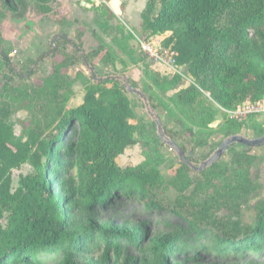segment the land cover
I'll return each instance as SVG.
<instances>
[{
  "label": "trees",
  "instance_id": "trees-1",
  "mask_svg": "<svg viewBox=\"0 0 264 264\" xmlns=\"http://www.w3.org/2000/svg\"><path fill=\"white\" fill-rule=\"evenodd\" d=\"M110 1L104 0L98 7L99 25L106 31L114 30L110 21L117 16L108 5ZM33 2L40 13L54 10L53 0ZM2 5L0 20L6 12L24 18L29 10V0H2ZM141 20L144 31L173 32L166 44H174L177 63L193 78L189 86L176 90L180 75L169 77L149 66L144 69L149 82L143 91L151 94L153 107H161L181 127L177 133L164 126L166 133L173 139L186 133L197 146L205 147L218 134L241 132L245 120L230 118L228 111L246 101L264 99V0H147ZM117 29L126 50L133 35L122 27ZM56 39L51 55L64 52L67 45L73 48L63 60L54 62L45 80L58 105L53 119L60 132L46 134L40 122L25 126L17 135L8 120L9 108L0 105V264H81V258L86 259L85 264H200L204 256L221 263L262 259L264 199L257 203L250 222L242 212L257 189L252 179L257 156L236 149L230 166L220 159L200 171L204 177L199 181L191 177L193 169L181 163L178 174L167 180L161 170L164 143L156 124L151 119L134 122L137 111L118 80L102 78L92 86V77L84 78L83 101L65 108L68 97L61 99V91L69 83L66 70L79 61L87 66L91 61L81 44L67 35ZM100 55L105 64L117 62L115 51L105 40L91 53L93 58ZM9 56L0 34V69L9 72L4 78L16 75L25 79ZM201 89L208 91L211 99ZM219 112L223 122L212 127ZM256 115L251 113L248 118L253 132L260 136L264 123L256 120ZM69 127L64 150L63 138ZM134 144H140L143 161L121 167L118 157ZM25 164L35 171L20 174L15 187L13 173ZM169 183L180 195L167 209L181 217V223L174 226L168 221L165 230L148 240L140 256L129 254L130 248L145 240L148 223L102 222L96 211L122 201L137 202L145 211L163 215L166 207L158 193ZM192 184L194 192L206 191V197L196 200L194 192L185 195ZM222 210L227 212L221 216Z\"/></svg>",
  "mask_w": 264,
  "mask_h": 264
},
{
  "label": "rangeland",
  "instance_id": "rangeland-1",
  "mask_svg": "<svg viewBox=\"0 0 264 264\" xmlns=\"http://www.w3.org/2000/svg\"><path fill=\"white\" fill-rule=\"evenodd\" d=\"M146 2L147 0H113L108 2L110 8L117 15L116 18L110 21L114 26V30L110 31L103 30L98 20L101 18V11L98 7L104 3V0H53L52 5L54 10L50 14H43L36 11L33 0H29V10L24 18H15L9 12H6V17L0 20V34L4 38L5 46L10 50L9 57L12 66L24 74L26 78L23 79L16 75H11V79H5L4 75L9 74V72L6 69H0V105L4 104L9 108L8 120L14 126L17 135L22 133L25 126L35 125L40 122L46 134L52 135L60 132L59 128H57V121L53 119L55 106L58 105L56 100L51 98L48 91L49 88L45 86V80L50 76L54 62L63 60L68 53L73 52L71 45H67L65 46L66 50L64 52H58L55 56L51 55L50 49L52 47L56 48L58 44L56 37L61 34H65L73 42L81 44L83 52L88 56L91 64L95 68L94 77L91 76L88 66L82 61L71 65L66 70L69 75V83L61 91V99H66V96L68 97L65 108L75 107L83 101L86 90L84 78L88 79L92 77L90 85L96 86V83L99 81L96 77L102 79L109 76L124 75L129 79L132 86L144 90L146 82H149L144 76L146 66L162 74L168 72L162 65L148 59L141 52L133 38L128 40L126 50L124 44L118 40L120 34L117 27H122L126 33L131 32V29L140 33H149V31H144L141 26V11ZM159 9L160 3L158 2L156 12ZM2 10V0H0V12ZM102 40L108 42L116 53L117 62L114 65L103 63L101 61L102 55L96 58L91 56L92 51ZM130 51L133 53H130ZM131 54L135 58H138L139 61L134 62ZM40 56H43V59ZM183 72L184 78H182L176 90L185 88L193 82V78L188 74L186 67H183ZM118 81L124 86L123 79H118ZM176 90L170 91L169 94H172ZM202 91L211 99L208 91ZM127 93L134 109L137 111V118L134 122L140 119H151V115L142 98L138 94L128 90ZM144 93L148 98L151 96L150 93ZM149 100L152 104L150 98ZM154 108L162 118L164 126L172 128L173 132L179 133L181 127L169 118L161 107L156 106ZM255 118L259 122L264 123V112H258ZM216 121H219L218 125L223 122L222 113L219 112L217 114ZM243 123L244 127L240 132L241 134L249 137L257 136L251 128L252 121L250 118L243 121ZM70 129L71 127L64 134L62 143V149L64 150L67 147ZM224 137L226 136L216 135L210 141V145L205 147L197 146L186 133L176 134L174 139L184 148L187 155L189 151L193 153V157H190V159L194 166H199L205 160L203 157L205 155L209 156L214 152ZM236 149H246V147L243 144H235L230 151L228 150L222 156L221 161L230 166L231 157ZM248 151L257 156V160L252 166V179L257 184V189L252 192L248 202L242 207V212L245 213V219L250 222L255 214L257 203L264 199V145L248 148ZM163 155L165 162L161 170L165 178L170 180L178 174L181 163L179 162V156L176 151L167 143L163 144ZM143 159L144 156L140 144H134L128 146L125 152L118 157V163L121 167L134 166L141 163ZM34 171L35 169L29 164L23 165L20 170H15L13 173L14 186L16 187L18 185L20 174L26 175ZM190 175L196 178L197 181L202 180L204 177L200 171L197 172L194 169L190 172ZM194 188L195 184H192L184 194L190 196L194 192ZM179 195V190L171 183L159 191L158 197L166 207L163 215L157 216L153 212H147L137 202L124 203L122 201L113 203L106 208L98 209L95 215L97 220L102 222L111 221L117 224L130 223L133 225L143 221L147 222L148 234L145 240L138 247L129 249V254L140 256L146 250L148 240L155 233L165 230L168 221H171L174 226H178L181 223L182 218L170 213L167 209L174 206L175 200ZM206 195V191H203V193L202 191L200 193L197 191L194 192V198L196 200L202 197L205 198ZM185 203L191 207L188 200ZM226 212V210H222L220 211V215L222 216ZM77 218L81 219L80 216H76ZM203 258L204 260L200 264H264V257L262 259H250L236 263L216 262L205 256ZM79 262L85 264L86 259L81 258Z\"/></svg>",
  "mask_w": 264,
  "mask_h": 264
},
{
  "label": "water",
  "instance_id": "water-1",
  "mask_svg": "<svg viewBox=\"0 0 264 264\" xmlns=\"http://www.w3.org/2000/svg\"><path fill=\"white\" fill-rule=\"evenodd\" d=\"M84 4V2H82ZM89 71L91 72V76H95V68L92 64L88 65ZM110 78L114 80L123 79L125 88L133 93L138 94L140 96L151 115L152 121L156 124L157 134L161 139L162 143H167L171 146L172 149L176 151L179 156V162L188 165L191 169L195 171H201L213 163L219 161L222 156L228 151L229 147L233 144H243L248 148L258 147L264 145V134L255 137H249L245 134H241L240 132L228 135L223 138L222 142L218 146L214 152H212L203 162L200 163L199 166H194L190 157H193V153L189 151L188 155L185 153V150L171 137L166 133L162 118L158 114L157 110L151 104L148 96L138 87H134L131 85L129 79L124 75H116L115 77L109 76L104 77L103 79ZM97 80H101L100 77H96ZM219 121H215L211 124L212 127H217Z\"/></svg>",
  "mask_w": 264,
  "mask_h": 264
},
{
  "label": "built area",
  "instance_id": "built-area-1",
  "mask_svg": "<svg viewBox=\"0 0 264 264\" xmlns=\"http://www.w3.org/2000/svg\"><path fill=\"white\" fill-rule=\"evenodd\" d=\"M134 41L141 52L151 61L162 65L170 77L180 75L184 78L183 67L177 63L178 52L174 44H166V39L172 35V31L160 34L140 33L131 29ZM264 112V99L258 102L246 101L234 110L228 111L229 117L238 121L246 120L251 113Z\"/></svg>",
  "mask_w": 264,
  "mask_h": 264
},
{
  "label": "crops",
  "instance_id": "crops-1",
  "mask_svg": "<svg viewBox=\"0 0 264 264\" xmlns=\"http://www.w3.org/2000/svg\"><path fill=\"white\" fill-rule=\"evenodd\" d=\"M146 5V4H145ZM145 7V6H144Z\"/></svg>",
  "mask_w": 264,
  "mask_h": 264
}]
</instances>
